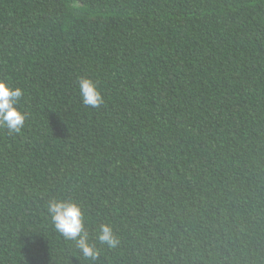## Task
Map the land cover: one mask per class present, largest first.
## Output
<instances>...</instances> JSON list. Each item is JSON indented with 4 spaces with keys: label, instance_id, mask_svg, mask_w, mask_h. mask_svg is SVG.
I'll list each match as a JSON object with an SVG mask.
<instances>
[{
    "label": "trees",
    "instance_id": "trees-1",
    "mask_svg": "<svg viewBox=\"0 0 264 264\" xmlns=\"http://www.w3.org/2000/svg\"><path fill=\"white\" fill-rule=\"evenodd\" d=\"M0 81V264H264V0H0Z\"/></svg>",
    "mask_w": 264,
    "mask_h": 264
},
{
    "label": "clouds",
    "instance_id": "clouds-1",
    "mask_svg": "<svg viewBox=\"0 0 264 264\" xmlns=\"http://www.w3.org/2000/svg\"><path fill=\"white\" fill-rule=\"evenodd\" d=\"M79 85L84 105L98 107L104 103L96 83L87 78H81ZM22 96V89L10 88L5 82L0 81V127L6 128L9 133H19L24 126L26 117L17 107ZM47 213L57 233L65 240L74 242L75 247L85 259L97 260L99 250L89 243L84 215L76 203L52 200L47 204ZM97 239L109 248H115L120 243L114 236L113 229L107 224L100 225Z\"/></svg>",
    "mask_w": 264,
    "mask_h": 264
}]
</instances>
